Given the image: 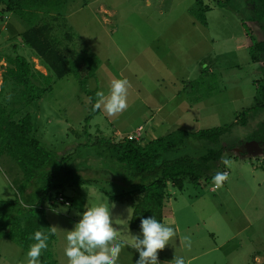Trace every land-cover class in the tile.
Returning a JSON list of instances; mask_svg holds the SVG:
<instances>
[{
	"label": "rangeland",
	"instance_id": "obj_1",
	"mask_svg": "<svg viewBox=\"0 0 264 264\" xmlns=\"http://www.w3.org/2000/svg\"><path fill=\"white\" fill-rule=\"evenodd\" d=\"M7 1L0 0V84L9 57L23 56L34 70L45 71L22 43L28 24L14 13L3 12ZM197 1L67 0L60 10L63 17L50 22L60 49L74 51L68 57L72 73L55 80L51 92L29 105L12 101L16 90L10 84L2 89L0 103L7 111H15L13 121L29 115L31 137L56 161L72 153L71 167L91 181L64 187L71 206L45 204L40 217L49 247L42 253V264H68L66 231L79 221L77 213L85 205L109 200L106 194L119 196L130 190L124 168L84 143L97 137L118 142L139 133L144 144L177 130L196 133L227 127L259 102L264 69L250 61L237 5L228 8L218 4L222 0H200V6ZM200 7L210 8L204 12L206 25L193 15ZM51 16L56 15L43 19ZM92 56L98 59L97 69L88 77L80 70L81 58ZM114 78L130 82L127 110L109 116L101 108L87 120L90 99L79 79H86L89 90L107 94ZM257 117L246 127H234L231 138L250 134L264 111ZM186 141L187 149L181 154L201 155L202 151L191 147L195 140ZM259 152L253 146L232 151L230 169L221 159L217 171H228L230 178L220 189L213 190L212 181L197 186L185 180L181 191L168 186L165 224L176 228L177 236L158 253L161 262H170L176 254L184 256L187 264H264V158ZM23 180L15 160L0 153V201H25ZM38 202L33 194L30 203ZM114 203V218L127 219L130 202ZM131 214L130 209L128 221ZM186 235L191 237V248L182 244ZM26 254L0 230V264H25ZM138 259L139 254L129 247L118 264H136Z\"/></svg>",
	"mask_w": 264,
	"mask_h": 264
},
{
	"label": "trees",
	"instance_id": "obj_2",
	"mask_svg": "<svg viewBox=\"0 0 264 264\" xmlns=\"http://www.w3.org/2000/svg\"><path fill=\"white\" fill-rule=\"evenodd\" d=\"M67 0H8L3 12L14 13L28 24L21 34L23 45L30 48L40 63L47 70L44 75L33 69L31 63L23 56L16 55L5 60L7 67L2 75L1 91L10 84L16 91L12 101H20L24 105L38 101L43 95L52 91L55 80H61L72 73L68 57L74 51L63 52L57 40L52 36V24L63 16L60 10ZM236 0H223L218 4L230 7ZM264 3V0H262ZM201 1H197V5ZM198 14H193L202 25H206L204 12L209 7H200ZM56 16L43 19L44 16ZM45 18V17H44ZM51 21V22H50ZM245 31H248L243 24ZM248 54L252 63L264 64V40L257 41L248 37ZM80 70L93 77L97 69L98 59L95 56L81 58ZM264 69V67H261ZM84 94L90 99L91 113L87 120L98 114L94 108L96 92L87 88V82L79 79ZM261 100V101H260ZM250 109L236 116L235 122L227 127L201 130L188 133L177 130L166 136L152 139L144 144L126 137L118 142L97 137L93 142L84 143L85 147H94L98 156H104L121 165L128 179L131 180L130 190L119 196L106 197L111 201H128L132 214L128 227L132 231H140L141 218L154 215L163 222V209L169 198L168 186L181 191L185 180L193 185L212 181L218 172L217 166L221 159L243 146L255 143L262 151L264 158V118L257 122L251 133L245 138H231L234 127H246L249 121H255L258 114L264 111V85L260 89L259 98ZM15 111H7L0 103V153L7 154L22 169L23 191L25 201H0V230L4 238L15 243L24 251L35 243L31 235L42 231L41 215L45 204L52 203L56 196L63 195L65 186L81 187L91 184L84 179L71 165V154L61 156L57 161L46 151L40 142L32 138L33 126L31 117L24 116L19 122L13 121ZM195 140L191 144L197 151H202L197 158L183 153L188 146L187 139ZM196 144V145H195ZM181 154V155H180ZM241 154V153H240ZM245 155V153L243 154ZM33 187V194L38 197L37 204H31V196L25 194ZM64 196V195H63ZM72 205V199L66 197ZM23 206H22V205ZM42 260V259H41Z\"/></svg>",
	"mask_w": 264,
	"mask_h": 264
},
{
	"label": "clouds",
	"instance_id": "obj_3",
	"mask_svg": "<svg viewBox=\"0 0 264 264\" xmlns=\"http://www.w3.org/2000/svg\"><path fill=\"white\" fill-rule=\"evenodd\" d=\"M130 87L127 78H114L107 94L96 92L94 108H103L109 116L124 113L129 106ZM222 163L227 169L233 165L228 155L222 158ZM229 178L228 171H218L212 178L213 186L220 189ZM116 207L114 202L102 200L93 205H85V210L77 213L79 221L72 230L66 231L64 255L68 264H118L121 253L129 247L139 254L136 264H187L184 256L176 254L170 262H161L158 258V253L177 236L176 228L167 226L152 215L141 218L139 233L132 234L127 223L131 208L126 210L128 215L124 219L114 218L113 210ZM52 231L55 232V228ZM30 239L35 243L29 246L25 264H42L41 256L49 247V236L37 230ZM182 244L185 248H191V237L184 236Z\"/></svg>",
	"mask_w": 264,
	"mask_h": 264
},
{
	"label": "flooded vegetation",
	"instance_id": "obj_4",
	"mask_svg": "<svg viewBox=\"0 0 264 264\" xmlns=\"http://www.w3.org/2000/svg\"><path fill=\"white\" fill-rule=\"evenodd\" d=\"M235 5H237V14L240 15L242 26L244 24L248 30L244 29L245 37L248 39L252 36L257 41L264 40V3L262 0H236ZM260 67H264V64H260Z\"/></svg>",
	"mask_w": 264,
	"mask_h": 264
},
{
	"label": "built area",
	"instance_id": "obj_5",
	"mask_svg": "<svg viewBox=\"0 0 264 264\" xmlns=\"http://www.w3.org/2000/svg\"><path fill=\"white\" fill-rule=\"evenodd\" d=\"M128 140H138L140 138L139 133H137L136 135H129L126 137ZM213 190H216V188L213 186ZM52 205H63L66 207L70 206V201L67 200L63 195L59 194L56 198L55 201H53L52 203H50V206ZM48 206L47 209H51V207Z\"/></svg>",
	"mask_w": 264,
	"mask_h": 264
},
{
	"label": "crops",
	"instance_id": "obj_6",
	"mask_svg": "<svg viewBox=\"0 0 264 264\" xmlns=\"http://www.w3.org/2000/svg\"><path fill=\"white\" fill-rule=\"evenodd\" d=\"M32 54H34V52H33ZM34 55H35V54H34ZM43 68H44V67H43ZM44 70H45L44 73L41 72V71H39V72H41L42 74L46 75V74H47V70H46V69H44ZM138 130H141V127H138ZM114 135L119 136L118 133H115ZM129 135H132V134H128L127 136H129ZM127 136H125V137H127ZM121 139H122V138H121ZM121 139H120V140H121ZM138 140L141 141V137H140ZM138 140H137V141H138ZM33 190H34V188H33V187H30V188H28V189L26 190L25 194H27V195H32V194H33ZM165 211H166V205L164 206V209H163V223H165V220H166V213H165Z\"/></svg>",
	"mask_w": 264,
	"mask_h": 264
},
{
	"label": "water",
	"instance_id": "obj_7",
	"mask_svg": "<svg viewBox=\"0 0 264 264\" xmlns=\"http://www.w3.org/2000/svg\"><path fill=\"white\" fill-rule=\"evenodd\" d=\"M245 146H253V147H256L260 152V154H262V151H261V149L255 144V143H250V144H247V145H245ZM248 154L249 155H252L253 153L251 152V151H249L248 150ZM261 156V155H260Z\"/></svg>",
	"mask_w": 264,
	"mask_h": 264
}]
</instances>
